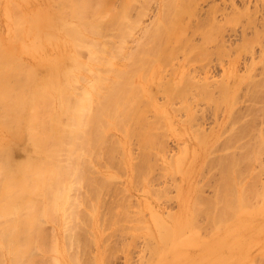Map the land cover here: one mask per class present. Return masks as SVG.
<instances>
[{"label":"bare ground","instance_id":"obj_1","mask_svg":"<svg viewBox=\"0 0 264 264\" xmlns=\"http://www.w3.org/2000/svg\"><path fill=\"white\" fill-rule=\"evenodd\" d=\"M201 1L196 0L195 7L191 8L192 17L198 14ZM33 2L5 0L3 3L0 0L1 17L12 25L13 36V43L7 45L0 35V133L5 136L0 142V264H42L47 258L51 260L47 264H83L77 252L80 244L72 232V217L83 205L88 214L99 213L105 182L114 174L107 172L101 182L94 177L96 167L104 163L102 159L106 157H109V165L108 161L115 158L111 156L112 151H128L130 146L128 142L119 144L121 142L111 137L115 139L112 147L109 145L107 150L108 146L103 147L106 153L101 151L105 141L111 140L107 141L111 136L109 132L115 128L123 129L124 137L132 134L147 157L150 147L162 141L158 137L153 140L159 134L158 126L153 121L147 123V112L153 109L158 117L166 116L168 107L176 104L183 94L176 80L182 82L186 72L192 69L204 73L199 81L206 84L213 76V68L223 67L225 83L234 81L233 95L227 91L224 99L229 95L230 100L235 99L243 84L254 83L249 77L236 76L240 55H229V60L224 62L213 56L210 59L206 48L218 40L214 34L226 24H234L246 15L253 19V15L249 9L231 18L226 14V23H221L217 14L220 11L225 14L226 10L212 7L213 24L207 31H201V43L191 45L190 38L182 40V31L177 32L184 5L165 3L151 37L150 54L155 55L154 51L162 58L171 52L172 58L184 49L185 57L174 66L166 82H159V63L147 60L141 64H125L124 68L120 66L118 60L128 48L129 34L121 32L115 36L111 33L124 27L126 15L110 9V0H45L44 5L32 9L34 4L30 3ZM124 2L126 6L130 4L129 0ZM61 32L67 37L61 36ZM126 52L133 58L131 51ZM255 69L256 66L250 69L251 78ZM200 82L198 84L202 85ZM156 86L163 90L165 104L156 101ZM190 105L189 118L198 106ZM228 113L226 109L225 114ZM220 127L226 130L223 124ZM218 132L209 131L214 136ZM199 146L196 141L189 143L191 148ZM129 157L126 165L134 163L132 156ZM86 186L92 190L84 194ZM93 188L97 189L95 193ZM187 193L182 194V203L186 202ZM236 195L237 203L235 199L225 204L228 211L225 212L227 206L216 209L215 213L220 210L217 215H222L211 227L213 231L223 230L228 221L241 213L264 206L252 205L244 188L236 189ZM258 216L264 218V210ZM49 221L60 228L55 239L45 232L44 226ZM254 232L249 225L232 221L227 224L226 233L208 242V257L220 255L218 264L242 262L238 255L250 252L249 245L255 246L261 241L264 227ZM220 241L224 245H219ZM53 250L55 257L49 255ZM235 252L237 262L232 263V258L227 261Z\"/></svg>","mask_w":264,"mask_h":264},{"label":"rangeland","instance_id":"obj_2","mask_svg":"<svg viewBox=\"0 0 264 264\" xmlns=\"http://www.w3.org/2000/svg\"><path fill=\"white\" fill-rule=\"evenodd\" d=\"M2 2L5 3V0ZM44 2L34 0L30 3L34 4L31 8L44 5ZM125 2L110 0V9L126 15L124 27L111 33L115 36L121 32L129 34L126 42L129 49L124 50L135 55L132 58L125 52L120 54L123 56L118 60L120 66L124 68L125 64H141L147 60L159 63V82H166L174 66L185 57L184 49L172 58L171 52L165 53L162 58L152 50L155 55L150 54L151 37L157 29L165 3L184 5L177 32L182 31V40L190 38L191 45L201 43V31H207L213 24L210 18L212 7L226 10L225 14L224 11L217 14L221 23H226V14L231 18L235 13L249 9L253 19L246 15L234 24H226L214 34L218 40L206 49L210 57L224 62L229 60V55L239 54L241 63L235 71L236 76L249 77L254 83L243 84L235 99L230 100L229 95L225 100V92L233 95L234 81L225 83L223 67H214L213 76L206 84L199 81L204 73H196L193 69L187 71L186 79L182 82L176 80L183 94L176 104L168 107L167 115L158 117L153 109L147 112V123L153 121L158 126L156 131L159 134L153 140L156 137L162 139L157 146L150 147L147 157L137 138L127 133L124 137L123 129H112L107 141L112 137L121 142L119 144L128 142L129 150L123 151V146H120L122 151H112L111 156L116 159L112 158L114 162L110 159L109 165L107 154L101 155L106 157L101 163L105 166L98 164L94 177L103 182L107 172L114 176H108L105 182L98 214H88L83 205L79 213L72 217V232L77 244H80L77 252L83 264H218V256L208 257L206 245L208 240L224 234L227 224L232 221L243 224L248 220L255 230L264 227V218L258 216L264 210L261 206L257 211L237 215L228 221L223 230L213 231L211 228L221 218L222 214L217 215L220 208H225L228 202L235 199L237 203L236 189L244 188L252 205H264V132H261L264 129V0H202L195 17H192L191 8L195 7L196 0H129L128 6ZM1 16L0 11V35L9 45L13 43L12 25ZM60 35L67 37L62 32ZM145 46L148 47L146 51ZM137 56L139 60L135 59ZM253 66L256 69L251 72L254 74L251 78L250 69ZM154 90L156 101L165 104L167 99L163 90L157 86ZM189 104L198 105L191 118L187 115ZM226 109L228 114H225ZM212 129L219 130L216 136L210 135ZM3 137L0 133V142ZM112 140L115 142V139ZM110 141H105L107 145L103 144L102 148L108 146L107 150L114 143ZM191 141L200 146L189 147ZM105 149L101 151L106 153ZM129 156L134 163L127 166ZM89 190H92L89 186L84 187V194ZM96 190L93 188L94 193ZM184 192H188L187 199L182 203ZM218 208L220 210L215 213ZM228 210L227 206L225 212ZM44 229L51 238L58 237L60 228L54 222H47ZM256 246L254 256L242 264H264L263 235ZM49 255L55 257L56 252L53 250ZM47 259V262L51 261Z\"/></svg>","mask_w":264,"mask_h":264},{"label":"crops","instance_id":"obj_3","mask_svg":"<svg viewBox=\"0 0 264 264\" xmlns=\"http://www.w3.org/2000/svg\"><path fill=\"white\" fill-rule=\"evenodd\" d=\"M243 224L249 225V228H250V229H254V228L252 227V225H250L251 223H250V221H248V220H247L246 222H243ZM246 225H245V226H246ZM254 231H255L254 233H256V232L258 231V229H256V230L254 229ZM226 232H227V230H225L224 233H226ZM254 236H255V235H254ZM217 237H220V235H219V236H216V238H217ZM208 241H212V240L210 239V240H208ZM220 242H221V243H220L219 245H221V244L224 245V244H223L224 242H222V241H220ZM208 245H209V244H207L206 246H208ZM218 247H220V246H218ZM226 247H227V246H226ZM207 248H209V247H206V250H207ZM222 248H223V247H222ZM256 248H257L256 245H255V246H254V245H249V247H248L247 250H250V252H247V251H246V252H243V253H244L243 255H238V254L235 252V254L233 253L235 256H230L229 258H226V259H227V261H230V260H231L230 258H232L231 262H232V263H236L237 261H235L234 258L236 257V255H238V257H239V258L241 257L240 259L243 260L242 262H240V263L242 264V263L246 262V260H248V259H250L251 257L254 256ZM223 249H224V248H223ZM226 249H227V248H226ZM247 253H249V254H247ZM239 254H240V253H239ZM218 256H219V259H220V255H218ZM238 257H237V258H238ZM240 263H236V264H240Z\"/></svg>","mask_w":264,"mask_h":264}]
</instances>
